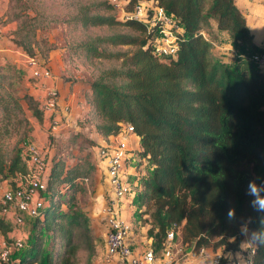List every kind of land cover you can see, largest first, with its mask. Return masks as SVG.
I'll return each instance as SVG.
<instances>
[{
  "label": "trees",
  "instance_id": "1",
  "mask_svg": "<svg viewBox=\"0 0 264 264\" xmlns=\"http://www.w3.org/2000/svg\"><path fill=\"white\" fill-rule=\"evenodd\" d=\"M122 1L123 11L139 1L161 7L180 27L177 49L172 55L153 53L144 21L100 13L115 9L108 0L78 5L67 22L82 30L130 31L86 36L67 47L86 59L117 62L86 84L89 91L83 97L94 119L91 129L106 138L129 125L137 136L139 150L134 153L144 162V174L138 178L133 204L138 216L146 215L142 221L150 239L147 247L155 256L169 230L175 242L193 253L200 247L239 251L241 224L249 221L250 236L264 229V212L255 211L246 195L250 180L264 179V72L248 59L261 48L253 44L235 0ZM13 8L17 11L7 12L3 21L17 22L12 42L25 54L36 48L46 58L53 46L40 37L43 16L22 0ZM211 21L214 30L234 44L232 63L213 57ZM117 47L125 49L109 50ZM21 79L33 82L22 70L0 64V183L11 178V185L5 186L11 188L27 173L26 158L16 147L5 151L2 143L28 135L25 111L37 122L43 119L27 90L18 93ZM78 126L84 128L85 123ZM84 140L89 149L96 146L88 137ZM63 146L53 147L46 165L38 215L23 216L21 227L29 219V231L21 247H13L6 235L10 224L0 216V234L8 248L0 264H78L82 254L85 264L105 260L104 236L93 232L77 206V194L84 192L83 180L93 164L87 155L63 153ZM229 208L235 209L232 220ZM250 264H264V246L254 244Z\"/></svg>",
  "mask_w": 264,
  "mask_h": 264
},
{
  "label": "built area",
  "instance_id": "2",
  "mask_svg": "<svg viewBox=\"0 0 264 264\" xmlns=\"http://www.w3.org/2000/svg\"><path fill=\"white\" fill-rule=\"evenodd\" d=\"M108 1L114 8H119L123 2L122 0ZM120 11L121 18L136 19L146 23V27L151 33L150 41L153 53L158 56H166L172 55L176 51L175 37L176 33L180 31V27L161 7L154 6L147 1H139L130 11ZM13 50L18 55L16 59L18 67L33 81L32 84L26 81L27 85H33L38 90L34 99L41 109L43 118L48 121L52 129L58 127L56 89L52 84L47 66L35 55H27L17 47ZM248 59L264 72V45L260 50L250 54ZM125 132H132V128L126 125L122 132L114 137ZM45 150V145L36 147L27 143L25 146L27 173L15 179L16 184L13 188L5 187L0 193V216L2 215L10 224L11 231L20 229L24 215L32 218L38 215L42 207L39 194L45 188L43 177L46 165L41 155L43 152L45 153ZM96 156L102 165L105 181L111 191L108 203L101 210L106 226L103 235L105 260L115 258L116 264H171L179 252V244L173 240L172 230L167 232L164 245L156 256L149 247L136 252L127 242V225L119 217L115 208V203L129 193V183L124 175L126 160L124 143L111 142L100 145L96 149ZM249 237V233L242 235L239 245L242 259L235 264H250L254 244L250 245L246 242ZM21 244V239L17 238L13 247L19 248ZM202 252H207V247H200L197 251L198 255H201ZM7 257L8 248L2 241L0 260H6Z\"/></svg>",
  "mask_w": 264,
  "mask_h": 264
},
{
  "label": "rangeland",
  "instance_id": "3",
  "mask_svg": "<svg viewBox=\"0 0 264 264\" xmlns=\"http://www.w3.org/2000/svg\"><path fill=\"white\" fill-rule=\"evenodd\" d=\"M21 0H0V26H3L5 23V14L7 12H11L12 9L17 11V5ZM30 6L35 12L39 13L40 16H43L44 21L41 23L44 26V29L40 33V37L44 38L50 45L53 46V49L48 53L46 58L41 55L36 48H33L34 52L31 55H35L41 59L42 63L47 66L49 74L51 75V81L56 89V100H57V109L56 116L59 120V126L52 128L45 123V128L42 126L43 119L41 122H37L34 120L30 114L25 111L24 114L29 122L30 130L28 135L24 138H19L17 136H13L9 139H6L2 143V148L5 151H9L11 148L16 147L21 156L26 158L25 146L27 143H31L36 147H40L41 144L47 146V150L45 153H42V159L45 165L48 164L49 158L52 154V150L54 146H63V153L69 152L68 154L72 156H83L87 155L89 158L92 156L91 152L95 153V149H89L86 141L84 140L87 137L89 130H91V124L94 123V119L91 113H89L88 106L83 97V93L85 91H89L87 89L86 84L92 80L99 71L102 69L116 67L117 62H110L107 60H99L92 58H84L82 56H77L68 52V45L76 43L78 40L86 37V36H94V35H107L113 32H128L129 30L123 28H113L107 29L105 27H93L87 30H82L77 25L72 24L71 22H67V16L72 14L78 5H84L85 3H91L94 1H102V0H22ZM123 4V2H122ZM122 5L119 8H115L112 11L100 12L101 14H109L114 15L118 18L122 17L121 11ZM31 13V12H30ZM33 14V13H31ZM30 14V15H31ZM14 23V28L12 30L5 31L4 41L0 43V45L4 47H8L7 50L1 52L0 55V64L10 65L16 69H20L16 62L18 55L14 53L13 48L16 46L12 42L11 32L15 29L17 22L12 21ZM210 38L214 40L216 47H212L215 49L213 56L216 59L224 60L225 62L232 63V54L234 44L232 45L227 36L224 33H217L210 35ZM45 45L42 46L44 49ZM18 48V47H17ZM125 47H117V48H109V50H124ZM228 54V55H227ZM28 55V54H27ZM253 67V66H252ZM23 78V77H22ZM56 85V87H55ZM18 93H25L27 90L26 86H24V81L19 82L16 87ZM74 92V102L72 105L66 103V94H70ZM66 92V93H65ZM65 93V94H63ZM79 99V100H78ZM64 101L61 103V101ZM70 108L73 109V113L70 116V121L65 123V115L70 111ZM63 113H65L63 115ZM78 123H85L84 128L79 127ZM88 128V129H87ZM75 135V136H74ZM74 136L73 140L72 137ZM66 156V155H65ZM70 161L73 159L69 158ZM91 161V160H90ZM92 163V162H91ZM91 175V174H90ZM11 178H7L0 183V193L2 189L11 185ZM84 193L81 194V196ZM79 208V206H78ZM80 209V208H79ZM24 233L27 236L29 231V219L24 221ZM93 230V229H92ZM129 227H127L128 234ZM19 231V232H18ZM21 230H13L8 232L6 235L15 241L17 238H20L23 241L25 238L21 234ZM135 236V233H132ZM4 241V238L0 234V245L1 242ZM5 242V241H4ZM149 244H144V248H146ZM13 247L10 248V255L13 253ZM190 249V248H188ZM217 251V248H215ZM215 249H212V252H216ZM184 253V252H182ZM217 253V252H216ZM180 252L176 254V258L180 256ZM185 257V255H184ZM183 257V258H184ZM11 258V256L9 257ZM85 256L84 254L78 257V264L84 263ZM112 260V258H107L104 262H108ZM91 264H99L93 261Z\"/></svg>",
  "mask_w": 264,
  "mask_h": 264
},
{
  "label": "crops",
  "instance_id": "4",
  "mask_svg": "<svg viewBox=\"0 0 264 264\" xmlns=\"http://www.w3.org/2000/svg\"><path fill=\"white\" fill-rule=\"evenodd\" d=\"M235 5L240 9L244 16L248 26V29L252 35V42L257 48H261L264 45V0H235ZM212 32L217 35V31L214 30V23L210 22ZM14 28V23L9 22L5 23L3 26H0V43L4 41V34L7 30H12ZM217 48V44L214 46ZM8 47H4L0 45V55L1 52L4 53ZM215 49L211 50L212 55ZM234 52V51H231ZM6 55V53H4ZM228 55V54H227ZM233 56V54H232ZM214 57V56H213ZM215 58V57H214ZM224 61V60H223ZM232 61V59H231ZM228 63V62H227ZM24 85L27 86V93L34 98L35 93L38 91L33 85H27L26 81H24ZM56 87V85H55ZM57 89V87H56ZM66 93V92H65ZM63 93V94H65ZM66 103L72 105L74 102V92L72 91L70 94H66ZM79 100V99H78ZM65 101V100H64ZM63 100L61 103L64 102ZM73 113V109L70 108V111L65 115V123L70 121V116ZM65 113H63L64 115ZM45 123L48 124V121L43 118L42 126L45 128ZM49 125V124H48ZM88 129V128H87ZM53 130V129H52ZM89 139L96 143L93 149H95V153L93 155V151L91 152V157L89 158L93 164V170L91 175L83 180V185L85 187L84 193L82 196L77 194V206H79L80 211L83 215L88 219L90 226L93 229L95 234L104 235L106 231V226L103 222V217L101 214V210L108 203V200L111 196V191L108 184L105 181L103 168L98 162L96 156V148L100 145L109 144L111 142H122L125 145L126 150V160H125V171L124 175L129 183V193L122 197L117 203H115V208L119 217L125 222L127 227H129L127 234V242L131 246V248L139 252L144 249V244H149L150 239L145 236L146 226L142 219H145L146 215L138 216L136 214V207L133 204V196L134 191L138 185V178L144 174V162L139 161L138 157L135 155V151L139 150L138 138L132 132H125L117 137L108 136L106 138H101L98 136L92 129L89 130L87 135ZM44 144H41L43 146ZM46 147V146H45ZM48 151L47 147L45 152ZM49 164V162H48ZM47 164V166H48ZM47 169V168H46ZM46 174V170H45ZM24 226L21 227V234L25 238ZM19 232V231H18ZM135 233V236L132 234ZM184 245H178V251L180 252V256L175 258V261L171 262V264H198V253H193L191 249H188ZM211 247H207V252H212ZM216 251V249H215ZM184 252V253H182ZM217 253H232V256L225 258V264H235L239 263L237 258H235V254L239 253L242 256L240 250L239 251H229L225 250L223 247H217ZM185 255V257H184ZM184 257V258H183ZM99 264H116L115 258L108 262H101Z\"/></svg>",
  "mask_w": 264,
  "mask_h": 264
},
{
  "label": "clouds",
  "instance_id": "5",
  "mask_svg": "<svg viewBox=\"0 0 264 264\" xmlns=\"http://www.w3.org/2000/svg\"><path fill=\"white\" fill-rule=\"evenodd\" d=\"M257 180H260V183H257ZM264 179L260 177H256L248 182L246 195L250 196L252 199L250 200V206L257 212H264ZM227 217L229 220L235 218V209L229 208ZM250 219V218H249ZM264 221V218H262ZM249 221H245V223L240 225V232L242 235H247L248 228L247 223ZM231 241H235V237L231 238ZM250 245L255 244L257 246H264V229H260L258 231H252L251 236L246 241ZM232 253H216V252H202L198 257V264H219V260L225 259L229 256H232ZM235 258L239 261L242 259L239 253L235 254Z\"/></svg>",
  "mask_w": 264,
  "mask_h": 264
}]
</instances>
